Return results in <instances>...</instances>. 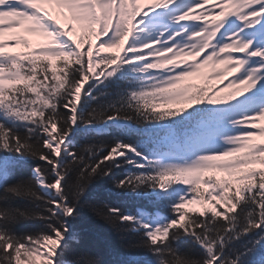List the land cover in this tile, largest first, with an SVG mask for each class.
Returning <instances> with one entry per match:
<instances>
[{
    "label": "snow or ice",
    "instance_id": "snow-or-ice-1",
    "mask_svg": "<svg viewBox=\"0 0 264 264\" xmlns=\"http://www.w3.org/2000/svg\"><path fill=\"white\" fill-rule=\"evenodd\" d=\"M261 121L264 0H0V264H264Z\"/></svg>",
    "mask_w": 264,
    "mask_h": 264
},
{
    "label": "trees",
    "instance_id": "trees-1",
    "mask_svg": "<svg viewBox=\"0 0 264 264\" xmlns=\"http://www.w3.org/2000/svg\"><path fill=\"white\" fill-rule=\"evenodd\" d=\"M80 143L84 144L87 143V139L83 136L80 138ZM43 163V162H41ZM32 166H35L34 162ZM109 182L107 180H101L95 186L94 192L100 198L109 199L111 200L112 197L107 192V185ZM202 190H206L205 188L201 187ZM123 204V206L132 211L135 209L136 202L127 200V201H119ZM78 227L84 232V243L88 245L96 244L99 240L107 237L109 241L113 245L119 244V238L116 237L112 232L111 229L107 224L103 221L95 218L91 212L85 208L82 212L81 218L78 222ZM38 229V225H35L30 222H24L23 224L18 226V231L25 232V231H35ZM140 255H144V253H140Z\"/></svg>",
    "mask_w": 264,
    "mask_h": 264
},
{
    "label": "rangeland",
    "instance_id": "rangeland-1",
    "mask_svg": "<svg viewBox=\"0 0 264 264\" xmlns=\"http://www.w3.org/2000/svg\"><path fill=\"white\" fill-rule=\"evenodd\" d=\"M211 2L214 3L215 0H211ZM43 7L47 8L51 14L56 16V11H55L54 5H43ZM204 7L207 8V7H209V5H205ZM199 12H200V9H197L196 14H198ZM60 20H61V23H63V18H60ZM13 34L24 36L25 38H27L29 40L30 43L28 46L20 44V45H17V47L15 49L6 48L5 50L27 52L30 49L36 48L38 45L45 44L47 42L46 38L43 37L42 35L26 33L20 29H13V31L11 33H5L4 39H6V40L9 39ZM80 35H81V33L78 32L76 34V36H74V38L78 39ZM115 51H118V50H116V49H105V50H103L104 53H110V52H115ZM121 55H123V53H121ZM184 59L189 60V61L191 60L190 57H185ZM208 80L210 81L209 83H211V84H212V82L216 83V84H212L213 86L221 87V88L224 87V85L227 83V80H224L223 82H221V81H217L216 79L212 78L211 77V69L206 67V68L201 70L200 75L195 76V77L186 78L185 81L182 82V86L184 84H193V85L204 87V86H206L205 83H207ZM175 104H177V103H175ZM168 105H174V104H168ZM177 106H182V105H177ZM260 123L264 124V121H261ZM218 175L224 176L226 174L218 173ZM201 185H203V184H201Z\"/></svg>",
    "mask_w": 264,
    "mask_h": 264
}]
</instances>
